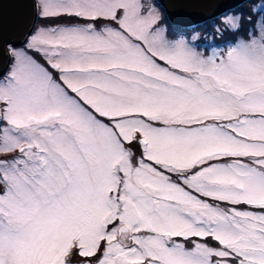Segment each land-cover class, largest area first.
Instances as JSON below:
<instances>
[{"label":"snow or ice","instance_id":"1","mask_svg":"<svg viewBox=\"0 0 264 264\" xmlns=\"http://www.w3.org/2000/svg\"><path fill=\"white\" fill-rule=\"evenodd\" d=\"M0 264H264V0H0Z\"/></svg>","mask_w":264,"mask_h":264},{"label":"water","instance_id":"2","mask_svg":"<svg viewBox=\"0 0 264 264\" xmlns=\"http://www.w3.org/2000/svg\"><path fill=\"white\" fill-rule=\"evenodd\" d=\"M30 3V0H29ZM5 14L8 17H17L25 23H36L37 19L34 17L28 3L24 4H7L5 7Z\"/></svg>","mask_w":264,"mask_h":264},{"label":"rangeland","instance_id":"3","mask_svg":"<svg viewBox=\"0 0 264 264\" xmlns=\"http://www.w3.org/2000/svg\"><path fill=\"white\" fill-rule=\"evenodd\" d=\"M40 23V21L37 19V23L36 24H39Z\"/></svg>","mask_w":264,"mask_h":264}]
</instances>
